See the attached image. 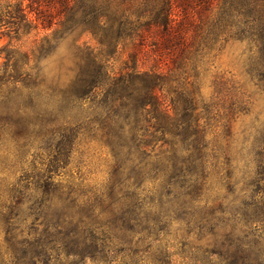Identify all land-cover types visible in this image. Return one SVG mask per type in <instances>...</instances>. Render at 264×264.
Segmentation results:
<instances>
[{
    "label": "trees",
    "instance_id": "obj_1",
    "mask_svg": "<svg viewBox=\"0 0 264 264\" xmlns=\"http://www.w3.org/2000/svg\"><path fill=\"white\" fill-rule=\"evenodd\" d=\"M75 31L95 46L75 45L73 66L64 71L61 62L50 75L44 60ZM5 34L0 230L16 264H176L177 256L210 264L199 252L212 250L196 247L190 255L192 247L167 245L162 198L193 206L204 168L220 163L236 188L230 138L238 112L252 114L239 152L257 171L243 183L239 207L225 206L239 198L229 190L216 203L204 201V219L222 249L220 264H264V0H0ZM231 42L246 43L255 89L234 85L222 105L225 144L217 145L199 124L189 78ZM124 52L115 71L112 60ZM83 135L101 141L116 163L110 189L99 196L58 174ZM36 143L42 161L25 160ZM145 188L153 195L147 202Z\"/></svg>",
    "mask_w": 264,
    "mask_h": 264
},
{
    "label": "rangeland",
    "instance_id": "obj_2",
    "mask_svg": "<svg viewBox=\"0 0 264 264\" xmlns=\"http://www.w3.org/2000/svg\"><path fill=\"white\" fill-rule=\"evenodd\" d=\"M8 28H1L3 33H6ZM10 35H13L11 33ZM42 35V34H41ZM9 38L5 35H0V48L7 44ZM87 42L91 46H95V42L89 35H79V31H75L70 35H66L56 41V46L53 48L52 54L44 60L46 64L45 69L50 75L58 72L60 63L63 62L61 70L66 71L67 68L73 66V56L75 52V45ZM127 52L121 54L120 57H115L112 61L114 63V70L119 71L122 62L126 57ZM247 45L241 42L228 43L221 51H218L215 56H210L205 63L198 67L196 77L193 76L189 80H195L193 87L189 89L194 91L198 96L196 114L199 117V124L204 126L206 139L214 141L217 145H224L225 134L222 132L224 123V110L222 105H227L228 97L232 94L234 85L243 86L246 90L253 92V81L247 73ZM5 53L0 56V66L5 60ZM182 101V100H181ZM180 102V101H179ZM262 103L257 101V104ZM182 105V104H181ZM252 122V114L243 115L238 112L232 121L231 134V155L234 157L232 172L234 179L237 181L236 188L228 185L225 177L224 164H219L216 167L208 165L202 172L204 175L205 185L201 191V201H198L193 206L182 202L180 197L174 195L164 196L162 198L164 204L163 211L169 217L166 221L164 229L166 232L167 245L172 246V251L181 252L187 251L192 247L191 254L195 253L196 247L201 249L212 250L216 253L209 256V253L203 255L199 252L200 257L205 260H210V264H220L219 253L222 249L218 246L214 237L207 231L213 227L211 222L204 219L208 214L209 209L203 207L204 201L207 204H213L215 199L229 195V190L234 193V197L240 196V189L243 183L250 181L256 174L257 167L254 161L249 157L241 156L239 148L243 142V129L248 127ZM217 133V135H216ZM215 136H217L216 139ZM39 144H34L31 148H26V154L23 156L25 160L40 162L44 155L37 148ZM15 158H19L16 148L11 149ZM21 158V156H20ZM221 160V159H219ZM116 169L115 160L109 150L101 141L92 140L83 135L78 139L70 150L69 156L66 160V165L58 172L63 181H70L72 183L80 184L81 189L87 195H101L106 193L112 183V175ZM245 171L247 173H245ZM146 187H149L148 185ZM152 192H142L143 198L146 202L152 198ZM155 198H158L156 195ZM233 198H230V201ZM240 205V197L236 202L229 204L225 203L227 207L237 208ZM208 206V205H207ZM218 218L222 221L226 215L218 214ZM222 226L216 228L217 231ZM238 231L245 232L244 227H236ZM230 229V228H228ZM164 235V236H165ZM11 250V244L5 241L4 233L0 230V264H16L20 262ZM176 258V264H185L180 257ZM222 263V262H221ZM91 264V263H88Z\"/></svg>",
    "mask_w": 264,
    "mask_h": 264
}]
</instances>
